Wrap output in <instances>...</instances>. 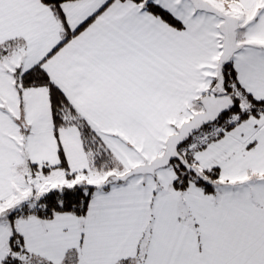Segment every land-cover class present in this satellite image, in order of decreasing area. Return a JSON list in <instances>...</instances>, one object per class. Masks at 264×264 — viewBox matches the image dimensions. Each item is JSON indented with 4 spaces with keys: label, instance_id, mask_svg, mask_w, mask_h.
<instances>
[{
    "label": "snow or ice",
    "instance_id": "1",
    "mask_svg": "<svg viewBox=\"0 0 264 264\" xmlns=\"http://www.w3.org/2000/svg\"><path fill=\"white\" fill-rule=\"evenodd\" d=\"M0 264H264V0H0Z\"/></svg>",
    "mask_w": 264,
    "mask_h": 264
}]
</instances>
